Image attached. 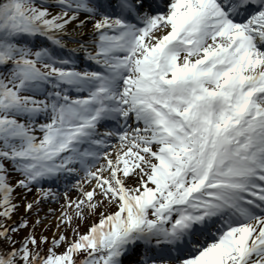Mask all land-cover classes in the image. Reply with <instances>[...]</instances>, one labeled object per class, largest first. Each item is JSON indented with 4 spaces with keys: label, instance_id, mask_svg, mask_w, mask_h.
Here are the masks:
<instances>
[{
    "label": "snow or ice",
    "instance_id": "6c2138e0",
    "mask_svg": "<svg viewBox=\"0 0 264 264\" xmlns=\"http://www.w3.org/2000/svg\"><path fill=\"white\" fill-rule=\"evenodd\" d=\"M0 264H264V0H0Z\"/></svg>",
    "mask_w": 264,
    "mask_h": 264
}]
</instances>
